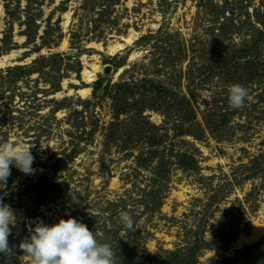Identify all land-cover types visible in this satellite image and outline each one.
I'll use <instances>...</instances> for the list:
<instances>
[{"label":"rangeland","instance_id":"obj_1","mask_svg":"<svg viewBox=\"0 0 264 264\" xmlns=\"http://www.w3.org/2000/svg\"><path fill=\"white\" fill-rule=\"evenodd\" d=\"M263 23L264 0H0V145L31 144L36 169L0 190L17 217L0 264H32L19 244L68 216L117 264H264Z\"/></svg>","mask_w":264,"mask_h":264},{"label":"clouds","instance_id":"obj_2","mask_svg":"<svg viewBox=\"0 0 264 264\" xmlns=\"http://www.w3.org/2000/svg\"><path fill=\"white\" fill-rule=\"evenodd\" d=\"M228 92L232 108L245 105L248 90L244 86L233 84ZM31 148L22 142L0 145V190L7 187L12 167L25 175L35 173ZM120 220L126 229L134 230V219L128 212H123ZM16 222L15 211L0 196V254L12 251L8 238ZM19 248L32 264H117L111 245L99 242L93 230L72 216L52 224L38 222Z\"/></svg>","mask_w":264,"mask_h":264},{"label":"bare ground","instance_id":"obj_3","mask_svg":"<svg viewBox=\"0 0 264 264\" xmlns=\"http://www.w3.org/2000/svg\"><path fill=\"white\" fill-rule=\"evenodd\" d=\"M64 24L67 25L70 21V12L67 11L64 13ZM139 33H137V31H134L133 29H130L129 30V33L127 36H121V40L123 42H119L117 40H115L113 43H111L109 46H108V52L110 55H113L114 53L118 52L119 50H122L124 49L126 46L128 45H131L132 42L138 37ZM93 45H95L96 48L98 49H101L102 46L100 43L96 44V43H92ZM67 46V40L64 39L61 43V49H65ZM14 54L16 53H7V54H4L0 57V68H2L3 66L6 65V62L13 58ZM135 53H133L131 56H130V59H132L134 57ZM29 60V59H28ZM9 62V61H8ZM98 61H95L93 63H91L90 65V69H87V67L85 66L82 70V77L84 79L85 82H91L95 79V73L97 71H100L101 70V65H98L97 64ZM123 70V67H120L119 68V73L117 75L120 74V72ZM65 84V83H64ZM65 87V85H64ZM90 90L89 87H81L77 92L81 95H85L88 91ZM72 92V90H69L68 91V94H70ZM60 92H57V95L60 96ZM254 227H255V230L258 232L259 229H260V225L257 221L254 222ZM238 238V237H237ZM256 236H252V238H248L247 240H252V239H255ZM245 239V238H244ZM245 240L242 239V237H240V239H238V242L237 244L238 245H241Z\"/></svg>","mask_w":264,"mask_h":264},{"label":"trees","instance_id":"obj_4","mask_svg":"<svg viewBox=\"0 0 264 264\" xmlns=\"http://www.w3.org/2000/svg\"><path fill=\"white\" fill-rule=\"evenodd\" d=\"M218 31H219V33H223V34L226 33L224 30L221 31V32H220V30H218ZM256 44L257 43H255L254 41L252 43H246L245 45L243 44V46L241 48H239L238 49V52H236V53L242 54L244 56V58H248L249 60L250 59H253L254 57H253V54L252 53L256 49ZM243 56H240V57L243 58ZM193 135L197 139L200 138V136H198L197 134H193Z\"/></svg>","mask_w":264,"mask_h":264},{"label":"water","instance_id":"obj_5","mask_svg":"<svg viewBox=\"0 0 264 264\" xmlns=\"http://www.w3.org/2000/svg\"><path fill=\"white\" fill-rule=\"evenodd\" d=\"M105 72H109V66H106ZM66 166V161L64 159H60L56 164L52 166V170L58 169V168H63Z\"/></svg>","mask_w":264,"mask_h":264}]
</instances>
